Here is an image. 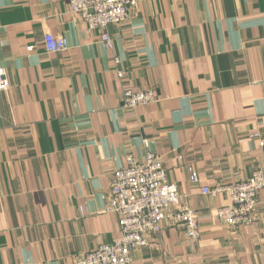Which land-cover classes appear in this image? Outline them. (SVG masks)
<instances>
[{
    "label": "crops",
    "instance_id": "1",
    "mask_svg": "<svg viewBox=\"0 0 264 264\" xmlns=\"http://www.w3.org/2000/svg\"><path fill=\"white\" fill-rule=\"evenodd\" d=\"M108 32L111 48L66 0H0V264H73L115 240L112 175L149 151L200 236L164 219L131 264H264V189L237 228L216 217L226 195L200 190L264 169V0H142ZM46 33L67 50L47 53ZM127 88L157 100L123 108Z\"/></svg>",
    "mask_w": 264,
    "mask_h": 264
},
{
    "label": "built area",
    "instance_id": "2",
    "mask_svg": "<svg viewBox=\"0 0 264 264\" xmlns=\"http://www.w3.org/2000/svg\"><path fill=\"white\" fill-rule=\"evenodd\" d=\"M70 12L75 15L88 31H98L99 38L106 48H111L112 40L108 28L122 24L130 17L131 10L142 0H66ZM47 53L67 50L63 37L44 34ZM31 47H29V50ZM119 64V59L114 58ZM122 77V72L117 71ZM9 87L5 72L0 68V90ZM122 107L134 108L150 104L157 96L149 89H124ZM256 136V135H254ZM195 174L189 180L195 181ZM264 189V169L254 171L248 178L214 189L203 186L205 195L216 196L224 193L228 203L216 209L219 222L237 228L253 221L256 196ZM105 212L117 216L118 237L111 243L102 244L96 249L82 253L73 259V264H131V252L148 245V234L162 229V221L182 228L184 236L191 241L199 239V223L196 212L183 203L176 185L166 181V170L159 157L147 152L138 161L132 156L125 157V165L115 170L110 182L109 200Z\"/></svg>",
    "mask_w": 264,
    "mask_h": 264
}]
</instances>
